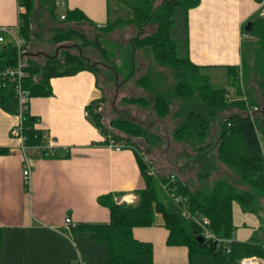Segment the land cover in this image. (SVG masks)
<instances>
[{"label":"trees","instance_id":"trees-1","mask_svg":"<svg viewBox=\"0 0 264 264\" xmlns=\"http://www.w3.org/2000/svg\"><path fill=\"white\" fill-rule=\"evenodd\" d=\"M117 1L131 10V17L117 18L97 29L79 9H67L65 20H60L55 0H18L19 6L26 9L19 18L20 35L25 41L23 57L28 63L22 84L29 91L30 100L50 97L52 78L92 72L103 97L91 102L87 113L106 144L113 139L126 149L134 150L144 181V188L136 191L135 203L118 204L112 194L99 197L98 203L110 211L109 224H83L77 229L90 232L95 241L107 244L105 264H158L154 261L153 244L139 241L133 235L134 228L153 226L157 215L162 216L169 232L167 245L188 250L189 262L177 264H196L197 256H208L213 264H237L253 256L264 259V218L254 237L242 242L235 240L233 215L234 203L244 213L264 212V16L252 21L249 31L244 28L250 39L242 44L240 66H200L188 55H178L179 43L172 38L171 29L175 15L186 16L201 0H161L159 5V0ZM45 7L47 19L59 24L52 37L45 41L47 46H40L43 37L40 38L37 27L39 18L43 17L40 12ZM149 24H156V30L142 36ZM125 26H133L138 31V36L130 42L134 55L141 51L150 53L161 68L171 71L173 83L164 72L148 70L137 75L135 63L132 72L123 76L116 66L117 57L108 60L110 50L105 40L114 30ZM83 27L91 30L92 38L81 30ZM90 48L100 54L102 61L91 62L85 53ZM30 53L42 58L37 60ZM16 62V47L4 45L0 49V104L12 114L19 113L15 85L3 79L1 72L15 66ZM213 68L226 70L228 86L236 89L237 99L228 98L227 87L213 86L206 73ZM101 75L108 81H116V77H124V83L134 80L142 94L124 97L125 105L151 110L158 121L168 117L178 121L172 141L189 151L190 158L184 160L183 165L171 166L166 175L154 170L148 156L163 148L165 138L153 132L151 124L125 113H118L109 124L105 123L101 107L106 96L100 83ZM254 108L258 110L251 114ZM37 123L38 119L28 111L22 115L24 146L42 147L45 158H55L56 154L50 153L46 145V132L36 128ZM10 153L9 149L0 147V157ZM221 166L235 174L236 185L224 178H214ZM185 212L189 216L184 215ZM203 218L210 221V230L216 238L226 242L198 240L203 232L200 225Z\"/></svg>","mask_w":264,"mask_h":264},{"label":"crops","instance_id":"crops-1","mask_svg":"<svg viewBox=\"0 0 264 264\" xmlns=\"http://www.w3.org/2000/svg\"><path fill=\"white\" fill-rule=\"evenodd\" d=\"M66 1L67 9L81 10L97 29L119 18L113 17V11L117 15L123 10L117 0ZM263 4L264 0H201L186 16L182 14L185 28L177 41L178 51L200 66H240L242 44L250 39L244 28L261 17ZM130 12H125L123 19L130 18ZM21 13L18 0H0V26H16ZM125 27L127 45L138 31ZM29 55L42 58L37 53ZM207 71L226 73L223 68ZM50 85L52 95L32 98L27 111L38 119L36 128L46 132V145L55 158H45L42 147H25L14 134L20 115L7 112L0 104V147L11 152L0 157V264H105L107 244L77 228L109 224V209L98 203L101 196L112 194L118 204L136 202V191L144 188L140 167L133 149H110L88 115L90 103L103 97L92 72L52 78ZM26 160L32 167L29 191L22 177ZM167 161L168 167L183 165L174 157ZM214 178L238 182L223 166ZM233 215L235 240L245 242L254 237L260 219L244 213L237 203ZM67 217L72 218L75 228H65ZM168 234L161 215L156 216L153 226L133 230L135 239L153 244L156 263L189 262L185 247L167 245Z\"/></svg>","mask_w":264,"mask_h":264},{"label":"rangeland","instance_id":"rangeland-1","mask_svg":"<svg viewBox=\"0 0 264 264\" xmlns=\"http://www.w3.org/2000/svg\"><path fill=\"white\" fill-rule=\"evenodd\" d=\"M161 3V0L157 3L159 5ZM120 7L123 8L122 12H118V14H114L113 11V17H127L125 12H129L130 10L127 9V7H124L120 4ZM22 14L26 13V9L22 7ZM114 9V8H113ZM47 7L44 8V10H41V14H43V17L39 18V26L37 27V31L40 35V38H42L41 44L47 46V42H45L47 39L52 37L53 33L55 32L56 27L59 23H53L52 21L47 19L48 13H47ZM63 9L57 8L56 15L59 17ZM131 13V12H130ZM129 13V14H130ZM183 13H179L174 16V20L176 23L171 29V32H173V39L176 41L180 40L181 34L183 33V30L185 28L184 19L182 16ZM49 17V16H48ZM52 22V23H51ZM42 24V26H41ZM133 27V26H132ZM82 31L87 32V37L92 38V32L89 30V28H81ZM156 30V24H149L144 29V34L142 36L150 35ZM128 31L126 27H120L116 30H114L112 33H110L105 40V46L108 47L110 50V56L108 60H111L115 57H117V68L119 72L123 76H127V74L132 72L134 63L137 66V75H142L143 73H146L148 70L152 72H164V74L168 77L169 82L173 83L174 79L171 76V71L166 68H161L153 59L152 55L150 53H145L144 51L139 52L137 56L134 54V50L130 44L126 45V41L128 39ZM122 35V37H121ZM138 36V34H136ZM135 36V37H136ZM127 38V39H126ZM44 42V43H42ZM183 46V45H182ZM185 46V45H184ZM57 46H54V49ZM54 49L52 51H54ZM86 55L89 56L92 63H97L102 61L103 58L100 57V54L93 48L86 50ZM178 55L182 56V53L178 51ZM212 81V84L216 88L220 87H227L230 99H237L236 97V89H231L230 86H228L227 82V75L224 71H212L206 72ZM125 78L120 77L118 80L113 81L110 79V81L106 80L104 76H100V83L103 87L104 94L106 96V101L102 105V113L104 116V121L106 124H109L110 121L114 118H116L119 114L118 113H125L127 115H130L133 118H136L142 123L145 124H151L153 126V132H157L158 134H161L165 138V144L163 148L154 150L152 154H150L149 160L151 159L152 166L154 167L155 171H158L159 173H162L166 175L167 170H169L170 167H168V157H174L176 160L182 161V164L184 163V160L190 158V154H188V149L184 145L177 143L175 141H172V133L173 130L176 128L178 121L172 120L170 117L163 121H158V118L154 115V113L151 110H143L137 106H129L125 105L122 102V99L124 97H130V96H138L142 94V92L135 86L134 80L126 81L124 83ZM254 85V84H253ZM242 86V85H241ZM256 86V85H254ZM232 87V86H231ZM230 88V89H229ZM243 92V90H242ZM263 98V97H262ZM242 99H245V97H242ZM164 125L166 127V130H164ZM168 144L169 145L168 147ZM142 151V149H140ZM165 171V172H164ZM188 173V172H187ZM186 173V174H187ZM188 173L187 175H189ZM193 173H191L192 175ZM194 177V175H192ZM227 178V177H226ZM228 179V178H227ZM229 180V179H228ZM235 185L237 184V181L230 180ZM260 219V225H262V219L264 218V212L258 213L255 215ZM194 262L196 264H213L212 259L208 256H197L194 258ZM238 264V263H237Z\"/></svg>","mask_w":264,"mask_h":264},{"label":"built area","instance_id":"built-area-1","mask_svg":"<svg viewBox=\"0 0 264 264\" xmlns=\"http://www.w3.org/2000/svg\"><path fill=\"white\" fill-rule=\"evenodd\" d=\"M55 1L58 5V8L63 9L62 11L63 13L60 16V20H65V11L68 8L67 1L66 0H55ZM261 16H264V4L261 10ZM244 38H247V36L245 35ZM6 44H13L16 47L17 62L15 66H11V67H8L2 70L1 76L3 79L11 80L15 85V96L18 100V108H19L18 115H20L21 117V123L14 130V134L16 136H19L22 140H24L22 136V131H21L22 115L28 110L30 94H29V91L23 88V84H22L23 79L27 76L25 70L28 68V63L23 57L22 48L25 44V41L20 35V23H18L16 26H13V27L0 26V49ZM1 86L2 84L0 83V87ZM228 98H230V95H228ZM257 110H258L257 108H254L253 111H251V114ZM107 146L110 149H113L114 151H118V152L126 149V147L123 144H118L113 139H109ZM22 177H23L24 186L26 190L29 191L31 187V181H32V167L27 160L25 161L24 166H23ZM162 189L169 196V193L166 187L162 186ZM131 203H135V201ZM184 215L189 216V213L185 212ZM200 225L203 229L202 236L205 238V240L215 242L216 244H219L220 242H226V241L219 240L212 233L209 227L210 221L207 218H203ZM75 227H76V224L74 223L72 218L67 217L65 220V228L71 229ZM238 264H264V259L257 257V256L246 257L240 260Z\"/></svg>","mask_w":264,"mask_h":264},{"label":"water","instance_id":"water-1","mask_svg":"<svg viewBox=\"0 0 264 264\" xmlns=\"http://www.w3.org/2000/svg\"><path fill=\"white\" fill-rule=\"evenodd\" d=\"M251 28V23H248L247 26L245 27L246 31H249ZM116 79L118 80V77H116ZM198 240H200L201 242L205 241V238L203 236L199 237Z\"/></svg>","mask_w":264,"mask_h":264}]
</instances>
